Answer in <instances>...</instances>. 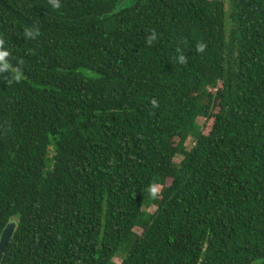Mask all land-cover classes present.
<instances>
[{
	"label": "trees",
	"instance_id": "16d2710c",
	"mask_svg": "<svg viewBox=\"0 0 264 264\" xmlns=\"http://www.w3.org/2000/svg\"><path fill=\"white\" fill-rule=\"evenodd\" d=\"M131 1L0 0L1 264H264V0Z\"/></svg>",
	"mask_w": 264,
	"mask_h": 264
},
{
	"label": "rangeland",
	"instance_id": "374dc122",
	"mask_svg": "<svg viewBox=\"0 0 264 264\" xmlns=\"http://www.w3.org/2000/svg\"><path fill=\"white\" fill-rule=\"evenodd\" d=\"M200 123L203 124L204 121L203 122L200 121ZM208 127H209V125L207 126L206 131H208ZM180 160L181 159L178 158L176 160V163H179ZM160 190H161V188H160ZM155 210H156V207L153 206V207H151L149 209V212L153 213ZM16 229H17L16 223L15 222H11V223H9L7 225V227L5 228V230L3 231L2 235H1V238H0V264L2 263L4 255H5V253H4V247L6 245L5 242L7 241V239L9 238L10 235H12L11 239L13 238V236H14V234L16 232ZM136 232L140 234L141 230L140 229H136ZM116 263L117 264H121V260L120 259H116Z\"/></svg>",
	"mask_w": 264,
	"mask_h": 264
},
{
	"label": "clouds",
	"instance_id": "9594fccd",
	"mask_svg": "<svg viewBox=\"0 0 264 264\" xmlns=\"http://www.w3.org/2000/svg\"><path fill=\"white\" fill-rule=\"evenodd\" d=\"M6 57L7 53H0V70H6L9 66L6 63ZM180 63H183V59L180 58L179 60ZM149 193L152 196V198H158L160 195V187L157 184H153L150 189Z\"/></svg>",
	"mask_w": 264,
	"mask_h": 264
},
{
	"label": "water",
	"instance_id": "95a60500",
	"mask_svg": "<svg viewBox=\"0 0 264 264\" xmlns=\"http://www.w3.org/2000/svg\"><path fill=\"white\" fill-rule=\"evenodd\" d=\"M125 2H123L122 4H121V6L120 7H122L123 6V4H124ZM129 3H133L131 0H130V2ZM11 237H12V235H10L9 236V238L7 239V241L5 242L6 243V245H5V247H4V253H5V250L7 249V247H8V244L11 242Z\"/></svg>",
	"mask_w": 264,
	"mask_h": 264
}]
</instances>
